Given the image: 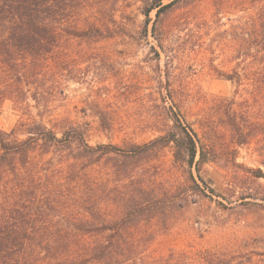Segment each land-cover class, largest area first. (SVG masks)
<instances>
[{
	"label": "rangeland",
	"instance_id": "rangeland-1",
	"mask_svg": "<svg viewBox=\"0 0 264 264\" xmlns=\"http://www.w3.org/2000/svg\"><path fill=\"white\" fill-rule=\"evenodd\" d=\"M90 1L111 30L94 38L63 36L45 63L31 66L11 86L0 69V128L11 133L22 121L51 128L67 119L82 127L91 146L127 147L170 131L172 109L200 139L218 144L215 162L205 164L202 174L219 196L194 190L191 169L175 163L169 147L134 175L175 203L173 209L162 206L164 215L129 229L90 232L115 220L122 198L136 188L113 173L112 160L87 167L85 158L77 159L76 145L66 159L51 153L43 157L53 159L38 180L39 187L49 185L58 195L48 221L54 243L48 258L86 264H264V178L249 171L264 173V110L252 113L261 135L243 146L236 145L226 116L236 84L225 76L250 62L237 54L234 38L243 13L217 14L215 0L180 3L161 15L154 31L143 14L145 0ZM12 88H20L17 97ZM100 114L111 123L109 130ZM13 134L12 140L28 137L23 131ZM32 157L41 159L39 151ZM71 163H76L72 172L64 173ZM193 175L197 179L195 169ZM110 242L113 254L100 261L96 248Z\"/></svg>",
	"mask_w": 264,
	"mask_h": 264
},
{
	"label": "trees",
	"instance_id": "trees-1",
	"mask_svg": "<svg viewBox=\"0 0 264 264\" xmlns=\"http://www.w3.org/2000/svg\"><path fill=\"white\" fill-rule=\"evenodd\" d=\"M165 1H144L146 24L153 21L154 31L162 14L168 13L176 4H191L196 0H168L166 4ZM215 6L217 14L224 11L243 13L236 21L239 23L234 27V38L238 43L237 54L250 62L242 72L237 69L225 76L236 84V97L228 101L227 124L236 145L243 146L261 135L256 119L252 120V113L257 108L264 110V0H215ZM152 12H155L154 20H151ZM95 15L96 9L90 0H0V69L2 76L7 75L9 79L6 85L11 86V80L14 83L25 77L31 66L45 63L59 47L63 36L94 38L111 30L108 20ZM17 92L20 88L10 91L14 97ZM171 112L173 125L170 131L147 143L127 147L91 146L82 127L67 119L51 128L43 122L23 121L11 133L0 128V264L87 263L84 259L78 261L70 257L48 258L54 246L49 237L48 221L58 195L52 193L49 185H38L43 166L53 159L43 157L53 153L66 159L65 152L74 145L78 149L77 159L85 158L87 167L98 165L104 158L112 160L113 173L130 180L129 184L136 188L128 190L122 198L115 220L89 228L90 232L107 234L129 229L164 215L165 210L160 212L162 206L173 209L175 203L164 201V194L151 191L146 184L137 182L134 175L142 163L156 158L161 150L169 147L174 162L191 169L190 181L194 190L219 196L211 181L202 174L205 164L215 162L218 144L211 138L200 139L191 126L172 109ZM100 120L105 130L111 128L105 114H100ZM16 131H23L28 137L12 140ZM37 151L41 159L35 162L32 155ZM75 164H68L64 173L70 174ZM249 171L257 178H264L261 169ZM80 229L84 230L83 227ZM111 247L110 242L96 248L101 252L98 255L100 261L113 254ZM220 263L208 261V264Z\"/></svg>",
	"mask_w": 264,
	"mask_h": 264
}]
</instances>
